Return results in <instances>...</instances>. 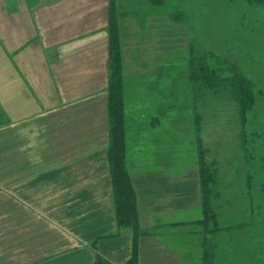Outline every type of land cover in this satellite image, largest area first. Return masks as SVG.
<instances>
[{
    "label": "crops",
    "instance_id": "obj_1",
    "mask_svg": "<svg viewBox=\"0 0 264 264\" xmlns=\"http://www.w3.org/2000/svg\"><path fill=\"white\" fill-rule=\"evenodd\" d=\"M115 6L125 161L143 233L137 240L132 227L120 226L115 207L111 0H0V264H94L98 257L128 264L135 251L138 264H189L184 248L191 241L171 244L169 235L201 224L200 197L191 210L189 194L176 192L153 156L129 152L142 143L129 135L141 126L156 131L159 109H168V93L159 102L152 91L163 74L164 86L169 82L175 22L150 0ZM142 111L149 115L144 124Z\"/></svg>",
    "mask_w": 264,
    "mask_h": 264
},
{
    "label": "rangeland",
    "instance_id": "obj_2",
    "mask_svg": "<svg viewBox=\"0 0 264 264\" xmlns=\"http://www.w3.org/2000/svg\"><path fill=\"white\" fill-rule=\"evenodd\" d=\"M158 7L171 13L183 11L187 20L172 19L174 29L169 25V49L173 50L166 75L169 82L164 86L163 74L152 91L159 102L168 93V109L163 105L159 109L156 131H139L144 129L141 126L129 135L133 144L142 141L129 152L141 148L153 156L156 165L174 178L176 192L189 194L184 199L191 210L200 197L198 212L203 210L205 194L199 170L202 159L205 172L211 171L214 177L207 186L212 191L210 206L217 214L220 230L207 238L218 247L216 264H264V7L246 0H164ZM192 41L202 47L194 50L199 56L208 52V71L214 77L233 80L227 65L230 62L239 65L243 76L251 81L249 103H254L248 106L247 117L241 102L230 92L210 85L193 90L188 68ZM127 114L138 117L136 112ZM148 117L141 112L142 124ZM205 218L213 228L207 210ZM203 231L201 223L173 229L169 235L171 244L184 242L186 247L191 241L190 247L184 248L190 251L185 259L189 264H202Z\"/></svg>",
    "mask_w": 264,
    "mask_h": 264
},
{
    "label": "trees",
    "instance_id": "obj_3",
    "mask_svg": "<svg viewBox=\"0 0 264 264\" xmlns=\"http://www.w3.org/2000/svg\"><path fill=\"white\" fill-rule=\"evenodd\" d=\"M254 4L264 7V0H246ZM152 4L161 5L164 0H150ZM110 29H111V56H110V98H109V119H110V147H109V161L111 167V174L114 186V198L115 207L117 212V220L120 226L132 227L135 230V237H138L143 233L139 226V211L137 206V195L132 183L130 173L126 166L125 154H126V135H125V113H124V101H123V74H122V60L120 53V40L118 35V15L119 12L115 6V0H111L110 8ZM171 18L175 21L186 22L187 15L183 11L172 13ZM200 44L192 41L190 44L191 53V65H189V71L192 75L193 90L200 89L201 86L210 85L212 88H218L223 92H230L235 95L236 99L241 102L245 117L250 112L248 106L253 103L251 101L250 93L252 91L251 81L247 80L243 76V72L239 65L236 63L228 62L229 68L233 72V80H227L214 77L208 71V62L205 52L203 56H199L194 50L199 48ZM202 48V47H201ZM251 83V84H250ZM195 96V94H194ZM253 98V94H252ZM251 105V106H252ZM247 106V109H246ZM201 164L202 173V185H203V212L206 210L209 213V219L212 218L214 227H209L208 219L200 220L204 224L203 231V250H202V264H216L217 246L211 243V240L207 238V235H215L220 227L218 226L217 214L211 210L210 197L212 191L208 190V183L214 179L211 176V171L205 172L207 169L202 159L199 162ZM205 167V168H204ZM206 169V170H205ZM212 178V179H211ZM214 182V181H213ZM210 192V193H209ZM94 264H113L104 258L98 257ZM128 264H138L136 251L133 254L132 259Z\"/></svg>",
    "mask_w": 264,
    "mask_h": 264
}]
</instances>
